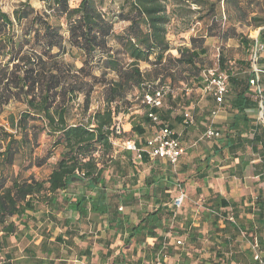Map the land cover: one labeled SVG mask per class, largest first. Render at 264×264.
Segmentation results:
<instances>
[{
  "label": "trees",
  "instance_id": "obj_1",
  "mask_svg": "<svg viewBox=\"0 0 264 264\" xmlns=\"http://www.w3.org/2000/svg\"><path fill=\"white\" fill-rule=\"evenodd\" d=\"M42 1L45 9L36 11L24 2L11 17L0 9V114L11 103L22 107L17 118L8 116L12 133L0 128V264L12 261L15 264H53L52 247L71 249L80 226L87 225L92 214L102 218L107 231L120 235L123 245L146 244L153 258L161 251L168 255L172 251L168 223L178 219L177 213L167 207L169 203L172 205L168 184L172 175L179 173V162L176 171L165 161L161 169L155 164L141 182L131 160L133 154L126 150L116 153L112 141L133 134L141 138L133 143L144 147L159 127L172 129L171 123L177 118L185 125L186 112L169 119V113L161 111L162 105L150 108L144 103L145 96L152 95L167 80L186 85L196 82L198 89L201 88L202 68L198 64L206 56V49L202 48L201 40L198 47L180 48L178 57H173L167 41V26L173 19L184 22L198 14L196 22L208 18L211 29V25L217 23L219 4L224 7L228 22L232 19L227 7L234 9L233 19L237 21H246L247 14L238 7V0H216L211 4L207 0H122L117 11L110 8L103 11L105 0H77L76 7H71V0ZM191 6L198 11L191 10ZM250 22L255 28L264 26L257 17H251ZM118 23L124 26L116 31L114 27ZM229 34V29L219 27L215 36L210 37L224 41ZM236 35L240 44L247 47L249 56L253 40ZM217 57L223 72L227 68L223 52ZM75 62L80 65L76 66ZM140 63L149 64L152 71L143 73ZM94 70H98L99 75H95ZM226 76L234 86L231 75ZM96 93L103 106L90 111ZM172 94L173 91L167 97ZM137 103H142L144 113L135 122L137 126L131 127L129 133L116 131V118L128 114ZM237 110H241L240 105ZM153 113L159 119L158 124L149 119ZM141 125L154 130L150 139L146 140V130ZM40 134L51 139L50 150L42 157H32L27 170L45 166L60 150L48 176L37 180L33 174L23 178L20 172L9 173L23 147L35 142ZM253 141L257 142L255 137ZM138 161L150 164L162 160H150L143 154ZM73 183L82 184L83 194L71 200L62 193ZM141 200L153 210L135 211L134 207ZM41 206L44 209L39 220L29 215V212H38ZM227 206L233 207V203L219 196L206 200L201 222H210L216 229L218 223L223 222L219 227L222 233L242 231L250 241L254 236L262 244L257 236L258 228L232 224L220 214V209ZM247 213L261 222L264 238V197L257 199L254 208ZM58 225L64 232L50 241L52 230ZM18 226L31 228L41 238L26 245L23 255L14 259L9 238L20 240L23 232ZM185 233L189 241L199 238L190 225H186ZM166 234L169 237L165 238ZM172 239L174 246L180 247L176 244L180 239L175 236ZM97 243L108 248L103 240ZM88 250L79 254L89 255ZM121 257L122 261L124 256ZM251 262L258 264L253 258ZM184 264H189V260Z\"/></svg>",
  "mask_w": 264,
  "mask_h": 264
},
{
  "label": "crops",
  "instance_id": "obj_2",
  "mask_svg": "<svg viewBox=\"0 0 264 264\" xmlns=\"http://www.w3.org/2000/svg\"><path fill=\"white\" fill-rule=\"evenodd\" d=\"M249 1L251 4L248 5ZM258 1L238 0V7L242 8L247 14V19L244 22L233 19L235 13H231L228 7L226 9L230 19H232L226 27L229 29L230 34L226 40H219L221 44H225L228 48L236 47L240 56L227 58L224 50H222L227 65L226 70L223 72L226 75L229 73L234 80V86H231L228 82V93L223 103L217 106L211 96L201 94L199 89L200 97L194 102L195 106L186 109V111L191 112L194 125L185 126L180 118L173 120L171 123V128L176 132L179 144L185 152L178 160L180 170L177 176L179 175L181 178V185L179 183L174 184L173 178H171V182L168 184V192L170 194L172 187H174V190L178 189L191 197H199L198 200L203 199L204 202L216 196L232 202L233 207H222L220 214H223V217L226 218L229 215L236 216L241 210L243 216L239 215V217L246 220L243 226L247 228L250 225L254 230L258 228L257 236H260V240L263 242L262 244L260 242V244L263 245L261 222L252 213H247V210H252L255 201L257 199L260 201L264 197V51L258 54L256 73H254L247 55V47L240 44L236 35L241 34L242 37L246 38L241 33L243 30L248 33H255L256 35H250L246 39L253 40V45L258 43L264 46V34L261 36V33L264 32V26L255 28L250 22L251 17H257L264 23L263 0L260 3ZM211 3L209 2V4ZM203 38L205 39V37ZM206 40L209 44V41L213 39L207 38ZM204 43L201 42L203 49L206 47ZM190 46V49L198 47V40L192 37ZM196 51H199V49H196ZM251 75L255 79L254 85H250ZM239 94L241 95L239 96ZM237 105L241 106V110H237ZM203 107L207 109H203ZM203 112H209V122H206L204 126L203 123H200L203 127L198 128L195 124V118L199 120L203 117ZM136 126L137 124L132 121L130 124L123 125L122 130L129 133L131 127ZM207 126H211L220 134L219 139H201ZM142 128L146 130L147 135L150 132V137L146 135V140L150 139L153 135L152 127L142 126ZM133 137L138 138V141L141 139L137 135ZM254 137L257 142L253 141ZM157 163L166 165L163 161H155V163L150 164L155 165ZM204 167H207V171L203 170ZM81 194H83L81 183H73L68 191L62 193L64 197L71 200H74L76 195ZM42 212H40L39 217H37L38 213L35 212L33 217L39 220ZM101 221L102 218L93 214L90 215L87 220L89 223L84 226L85 231L81 230L78 237L82 240L92 241L89 244L90 246L102 247L97 242L105 239L107 229L104 221ZM35 237L41 238L38 235ZM53 239L52 237L50 241H53ZM87 249H81L80 252L83 253ZM92 249L91 246L88 250L91 255L80 254L81 261H62L73 264H114L112 260H106L102 257L104 253H95ZM68 250L71 251L70 248ZM248 252L252 257L251 251L247 249ZM237 264L253 263L251 260H246L244 263L240 261Z\"/></svg>",
  "mask_w": 264,
  "mask_h": 264
},
{
  "label": "rangeland",
  "instance_id": "obj_3",
  "mask_svg": "<svg viewBox=\"0 0 264 264\" xmlns=\"http://www.w3.org/2000/svg\"><path fill=\"white\" fill-rule=\"evenodd\" d=\"M120 1L122 0H105L102 5V10L107 11V9L110 8V10L112 11H117V7ZM208 1L215 3L216 0ZM24 2H28L29 5L36 11L45 9V2L42 0H0V9L11 17L12 12L16 10L21 3ZM258 2L260 3L261 0H259ZM78 3L79 1L77 0L70 1L71 7H76ZM262 3L264 5V0L262 1ZM222 7V4L217 5V23L216 25L212 24L211 29L209 28L211 22L208 18L204 19L203 21L196 22L198 14L191 15L189 21L185 20L184 22H182L180 20L173 19L167 26V41H169L170 47L172 48L169 53L173 57H178L177 49L184 47L190 48V39L194 37L195 40H202L203 43L205 42L204 45L206 46L205 48L207 50V54L205 57L201 58V63L198 64V67H201L202 69L218 68L219 62H217V56L222 50H224L227 58L231 56H240L236 47L228 48L225 44H221L218 38L210 37L211 34L215 36L219 27L221 29L226 30V27L228 26L227 14L223 13L224 8L222 9ZM191 10L198 11L195 6H191ZM230 12L236 13L232 8L230 9ZM191 22L193 23L191 24ZM188 25L190 26L188 27ZM123 26V23H118L115 25L114 29L118 31ZM63 29H65V26L63 27ZM238 31L240 32V30ZM241 33L244 34L246 38L250 35H256L252 32L248 33L245 30L241 31ZM203 37H205V39ZM207 38H211L213 40H210V43L208 44L206 40ZM75 65L79 66L80 64L78 62H75ZM140 69L143 73H148L152 71V67L149 64L145 63H140ZM94 73L95 75H99L98 70H94ZM169 83L172 86L173 94L172 96L165 98L162 104L163 107L161 111L164 113H169V119H172L173 117H180L181 115H183L188 107H194V102L198 100V97H200V95L196 82L191 83L190 85H186L182 82L178 83L173 82L171 80H167L166 84ZM102 106V100L98 97V93H96L93 96V102L90 111H93L97 109V107ZM204 108L207 109L206 107H203V109ZM21 109L22 107L15 103H11L9 106H7L3 113L0 114V128L3 126H8L9 115H12L17 118ZM204 112L203 117L199 118V120L195 118V124L198 128L203 127L206 122H209V112ZM143 114L144 113L142 103H137L132 107V111H130L128 114H120L116 118V127L123 132V125L130 124L132 121L137 122V120L140 119ZM200 123H203V126L202 124L200 125ZM148 134L149 135L147 136L150 137V132H148ZM133 136V134H128L121 139L113 140L112 142L113 147H115V152L119 153L124 151L122 144L125 142H137L138 140L135 139V137ZM50 147L51 139L45 136L44 134H40L39 138L35 142H32V144L29 146L27 145L23 147L22 153L17 156L14 167L10 168L9 173L13 172V174H17L20 172L23 178L27 177L30 174H33L37 180L45 179L52 170V167L54 166V163L58 158L60 150H57L55 156L50 159L45 166L40 167V169L34 167L32 169L27 170V167L32 157L39 158L44 156L46 152L50 150ZM131 160L135 163V167L137 168V179H139L141 182L143 181L144 177L149 176L151 168L155 166L153 164L140 163L134 155H132ZM164 166L165 165L163 164H159L157 169H161ZM176 170H178V167L175 169V171ZM172 178L174 184L179 183L181 185V178L179 175H172ZM178 191V189L174 190V187H172L171 192L169 194L171 195V200L178 194ZM198 199L199 197H191L190 195H187V198L182 208L178 210V212L173 210V207L170 203L167 205L168 210L176 212L178 216V219H173L168 223L167 232L171 234L172 238L174 236L178 237L182 245H180V247H175L173 244V239L170 238L172 251H170L168 255L163 253V255L166 256L164 259L161 256L162 254L155 258L150 257V252H148V246L146 244L136 245L132 243L129 245H123V239L120 238V235H116L114 231H107V236L103 240L108 243V248L101 243L102 247L91 245L93 248L92 251L95 253H104L102 257H104V259L106 260H114V264H184L187 260H189V264H237L240 261L244 263V261L246 260H251L252 258L247 253V249L250 247L251 243L250 238L247 235L243 236L241 233H236L231 230L227 233H222V231H220L222 228L219 229V227L223 225V222L218 223L219 227L217 229L216 227L211 226L210 222L202 223L201 219L202 212L204 211L205 202H199ZM143 204L146 205L145 202L141 200L139 205H136L134 207V210L137 212H140L141 208H144L148 211L153 210L150 204L141 207L143 206ZM43 209L44 208L42 206L39 207L37 217L40 216V212ZM33 214L34 212H29V215ZM239 215L243 216L241 210L236 215L237 217L233 215L230 216L233 217V220L236 225H244L243 223H245V218L239 217ZM60 217L61 216L59 215V218ZM132 218H136L135 214L132 215ZM16 223L18 225L17 221ZM186 225H190L192 230H195V234L199 235V238H196L194 241H189L187 238V233H185ZM84 226L85 225L82 224L80 226V230L85 231ZM18 229L20 230V232H23V234L20 235V240H18V238L16 239L13 236L9 238L10 250L14 249V251L12 252V257L14 259L20 258L23 255L22 253L24 247L26 245H32L33 241L38 238H36L35 236H39V233L33 232L32 230H30L31 228L23 229L22 227L18 226ZM52 231L53 238L59 233L64 232L63 229H61L60 225L55 227ZM177 232H181L183 233V235H178L179 233ZM224 240L226 243L223 242ZM91 242L82 240L80 239V237L76 236L72 242V246H70L71 251H69L66 246L52 247L54 252L50 257L53 259V264H73L71 262H63L62 260L81 261L82 259L79 258L80 250L91 248V246L89 245ZM109 245L111 246L110 248ZM38 256L42 257L40 253H38ZM121 256H124V259L122 261L120 260L122 258ZM183 256H185V259L183 258ZM11 264H15V261H12Z\"/></svg>",
  "mask_w": 264,
  "mask_h": 264
},
{
  "label": "built area",
  "instance_id": "obj_4",
  "mask_svg": "<svg viewBox=\"0 0 264 264\" xmlns=\"http://www.w3.org/2000/svg\"><path fill=\"white\" fill-rule=\"evenodd\" d=\"M264 51V46L258 43H255L251 47L249 54V61L251 62L254 73H256V60L258 54ZM201 88L200 93L203 95L211 96L217 106L221 105L228 93V78L224 72H222L218 68H209L202 69L200 73ZM255 84V79H251L250 85ZM173 89L170 85H162L153 91L152 95H146L144 103L150 108L161 107L163 100L169 93H171ZM149 119L152 120L153 123H159L158 117L153 113L149 115ZM185 125H194V118L191 112L186 111L184 114ZM9 126L1 127L4 131L12 133ZM159 130L154 134V137L148 140L144 147L136 146L132 142H125L122 144L123 150L131 152L135 158L141 159V156L145 154L150 160L160 159L169 163L170 166H173V169H176L178 164V160L184 154V148L179 144L178 137L176 133L172 129H168L167 127H159ZM116 131L120 132V130L116 127ZM220 134L215 131L211 126H207L201 139H218ZM113 144V142H112ZM1 151V150H0ZM187 198V195L182 191H179L178 194L172 199V207L173 210H180ZM199 202H203L199 200ZM121 211V209H119ZM176 214V212H175ZM226 220L232 224H235L233 217L230 215L226 217ZM243 236V232H240ZM169 237V234L165 235V238ZM250 249L252 252V258L254 262H258V264H264V244L261 245L257 239L250 241ZM176 244L182 245L179 240L176 241ZM165 246V245H164ZM162 254V258L164 259L166 256L163 255V251L159 253L157 256ZM159 262V261H158Z\"/></svg>",
  "mask_w": 264,
  "mask_h": 264
}]
</instances>
